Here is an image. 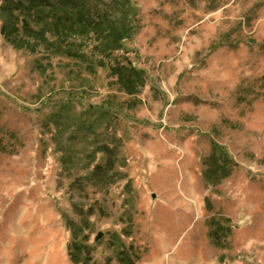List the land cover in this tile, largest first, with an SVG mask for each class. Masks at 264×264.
<instances>
[{"label":"rangeland","instance_id":"obj_1","mask_svg":"<svg viewBox=\"0 0 264 264\" xmlns=\"http://www.w3.org/2000/svg\"><path fill=\"white\" fill-rule=\"evenodd\" d=\"M131 2L85 62L0 33V264H81L70 222L88 264H264V0Z\"/></svg>","mask_w":264,"mask_h":264},{"label":"trees","instance_id":"obj_2","mask_svg":"<svg viewBox=\"0 0 264 264\" xmlns=\"http://www.w3.org/2000/svg\"><path fill=\"white\" fill-rule=\"evenodd\" d=\"M135 14L131 0H1L0 33L15 48H24L31 53L41 48L52 54L85 62V55L71 46L84 48L86 44L77 42L75 38L87 39L89 34L94 33L109 39V45L102 43V48H97L108 56L110 51L121 49L123 41L136 32ZM95 63L99 67L107 66L118 77L125 73L128 79L135 80L133 75L138 74L131 66L119 63L111 66L103 59ZM98 150L106 154L107 160L94 165L89 175L99 184H104L113 165L112 150L106 144L98 147ZM69 226L73 235L70 244L73 253L70 258L74 262L88 264L87 258L78 259L80 254L88 252L87 247L75 242L78 226L72 222ZM123 262L130 264L128 259Z\"/></svg>","mask_w":264,"mask_h":264},{"label":"water","instance_id":"obj_3","mask_svg":"<svg viewBox=\"0 0 264 264\" xmlns=\"http://www.w3.org/2000/svg\"><path fill=\"white\" fill-rule=\"evenodd\" d=\"M98 236H100V234Z\"/></svg>","mask_w":264,"mask_h":264}]
</instances>
